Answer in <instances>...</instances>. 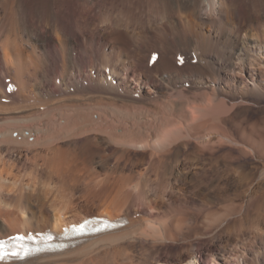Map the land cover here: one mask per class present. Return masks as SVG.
<instances>
[{
    "label": "bare ground",
    "instance_id": "6f19581e",
    "mask_svg": "<svg viewBox=\"0 0 264 264\" xmlns=\"http://www.w3.org/2000/svg\"><path fill=\"white\" fill-rule=\"evenodd\" d=\"M107 1L0 0V235L127 222L0 264H264L234 233L264 196V0H174L157 32Z\"/></svg>",
    "mask_w": 264,
    "mask_h": 264
},
{
    "label": "rangeland",
    "instance_id": "374dc122",
    "mask_svg": "<svg viewBox=\"0 0 264 264\" xmlns=\"http://www.w3.org/2000/svg\"><path fill=\"white\" fill-rule=\"evenodd\" d=\"M97 1H99L98 4L101 3V0H97ZM132 1H130L129 3L130 6H132L130 7L131 9H129L131 10L132 15L126 14L125 11H127L126 10L127 8L126 7L122 8L120 2H116L117 5L114 4L113 6H110L108 8V12L116 16V14H118L120 10V13L122 14L125 13L123 16H120V18H124V16L127 15L125 16L124 19L125 21L126 20L128 21L127 24L130 22L128 24L130 28L138 27L144 32L152 30V29H154V31L157 32L158 28H162L163 25L166 24V22L168 21V19H166L167 14L173 11L171 10L172 9L171 4L173 3L174 0H132ZM107 2L109 3V0ZM120 7L121 9H119ZM102 12L103 10H101V13ZM162 34L163 36H165L166 39L170 38L169 33H162ZM137 40L139 42H142L141 38H138ZM98 44H100V41L98 42ZM130 59L134 60V56H131V58L127 57L125 61H128ZM232 75L233 76L235 75L236 77V74H232ZM237 79H240V77L238 76ZM131 84L133 85V88H134V84L132 82ZM139 89H141L140 92L138 91L140 95L143 91L147 90V88L144 86H140ZM247 106H245L243 109L248 118H251L252 120H254L264 115V98L261 99L259 102L254 103L253 101V103H250ZM94 115L95 114H93V117L96 118V116ZM251 218H249V220H247L246 223L242 227H239V229H236L234 233H236L235 236H239L237 237L238 239L245 242V244H248L247 246H249V248L250 246H252L253 249H256V248L258 249L259 247H262V244L257 243L256 241L257 237L262 236L264 238V196L263 195L262 197L259 196L258 198H256V201L253 203V208L251 210ZM255 235H256V239H254ZM237 251H238L237 255H240V254L242 255L243 249L241 248V246H238ZM246 251L248 250H245V252ZM260 252H262L261 248H260ZM219 254H222V252H219ZM220 256L222 259V255H219V257ZM250 258H251V254L246 255L247 261L250 264H254V261L250 260ZM209 261H210V258L206 256L203 257V264H206ZM234 262L235 261L231 259L230 261H228L227 264H235Z\"/></svg>",
    "mask_w": 264,
    "mask_h": 264
}]
</instances>
